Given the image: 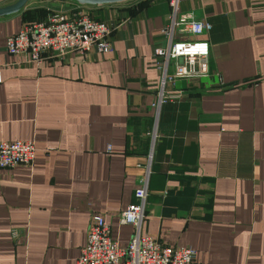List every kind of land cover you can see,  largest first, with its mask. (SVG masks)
<instances>
[{
	"label": "crops",
	"instance_id": "obj_1",
	"mask_svg": "<svg viewBox=\"0 0 264 264\" xmlns=\"http://www.w3.org/2000/svg\"><path fill=\"white\" fill-rule=\"evenodd\" d=\"M59 4L108 23L110 48L49 50L40 62L6 51L7 35ZM171 10L168 0H27L0 15V139L35 144L30 164L0 167V264H76L96 214L126 246L134 228L120 213L148 163L141 234L194 248L193 264H264V0L179 1L180 14L211 23L184 35L208 41L209 69L165 83L180 96L155 124L154 48L167 43Z\"/></svg>",
	"mask_w": 264,
	"mask_h": 264
},
{
	"label": "built area",
	"instance_id": "obj_2",
	"mask_svg": "<svg viewBox=\"0 0 264 264\" xmlns=\"http://www.w3.org/2000/svg\"><path fill=\"white\" fill-rule=\"evenodd\" d=\"M180 0H168L171 7L169 23L162 32L167 43L154 48L158 66L162 69L160 88L152 105L158 119L162 103L180 96L178 91L165 89L167 81L177 77L195 78L206 75L209 69V43L203 38H188L186 33L199 34L208 31L211 23L180 14ZM176 30L179 36H175ZM111 26L103 20L93 18L82 10H53L44 19L25 21L21 27L5 38V49L10 54L40 62L46 51L64 54L75 51L82 56L92 49L107 51L110 48L108 36ZM173 69H168L169 63ZM1 81V72H0ZM156 137V125L151 131ZM35 154L32 139H0V167L30 164ZM149 163L147 176L134 190V201L120 213V222L133 226L134 232L128 244L120 247L111 238L110 225L101 215H93L88 226L86 243L82 247L76 264H193L196 250L190 246L170 247L161 245L148 234H141L139 227L145 216Z\"/></svg>",
	"mask_w": 264,
	"mask_h": 264
},
{
	"label": "water",
	"instance_id": "obj_3",
	"mask_svg": "<svg viewBox=\"0 0 264 264\" xmlns=\"http://www.w3.org/2000/svg\"><path fill=\"white\" fill-rule=\"evenodd\" d=\"M82 4H102V3H110L117 2L121 0H75ZM27 0H15L14 2L7 3L0 6V15H6L20 10Z\"/></svg>",
	"mask_w": 264,
	"mask_h": 264
},
{
	"label": "rangeland",
	"instance_id": "obj_4",
	"mask_svg": "<svg viewBox=\"0 0 264 264\" xmlns=\"http://www.w3.org/2000/svg\"><path fill=\"white\" fill-rule=\"evenodd\" d=\"M72 1V0H71ZM63 4H66L65 2H62ZM62 6L59 4V6H55V9L57 10V9H60ZM64 7H66V5H64ZM63 8V7H62ZM54 9V10H55ZM176 33H178V31L176 30ZM171 63H172V60H171Z\"/></svg>",
	"mask_w": 264,
	"mask_h": 264
}]
</instances>
